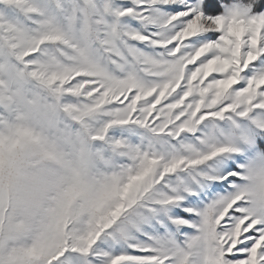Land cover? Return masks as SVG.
I'll return each instance as SVG.
<instances>
[{"label": "snow or ice", "instance_id": "obj_1", "mask_svg": "<svg viewBox=\"0 0 264 264\" xmlns=\"http://www.w3.org/2000/svg\"><path fill=\"white\" fill-rule=\"evenodd\" d=\"M0 264H264V0H0Z\"/></svg>", "mask_w": 264, "mask_h": 264}]
</instances>
